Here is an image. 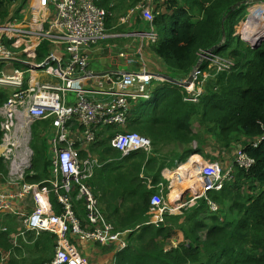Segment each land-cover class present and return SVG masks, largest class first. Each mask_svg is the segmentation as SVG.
I'll return each instance as SVG.
<instances>
[{
	"label": "trees",
	"instance_id": "1",
	"mask_svg": "<svg viewBox=\"0 0 264 264\" xmlns=\"http://www.w3.org/2000/svg\"><path fill=\"white\" fill-rule=\"evenodd\" d=\"M15 1L0 0V23L23 17L28 0L22 3V13L23 9L18 16L10 17L6 8ZM113 1L96 0L98 7L112 12L107 19V31L113 26L115 11L121 13L127 4L124 0ZM132 1L134 7L142 0ZM242 1L154 0L155 18L152 24L146 21V25L158 36L153 51L172 78L183 81L197 71L198 80L208 67L203 63L197 68L201 55L211 50L232 59L234 65L231 70L212 77L201 102L186 101L188 94L184 88L165 81L152 82L150 100L131 101L125 131L150 139L151 153L135 151L123 158L111 146L117 126L100 128L95 143L88 148L92 155L99 156L103 165L88 185L115 231H131L126 235L129 246L118 254L116 264H264V43L257 49H244L245 43L236 35L243 11H240L242 7L234 10L233 7ZM223 40L225 43L220 46ZM47 45L43 43L38 50L39 63L46 57L43 51ZM11 94V90L0 88V108ZM1 139L0 132V142ZM178 144L183 145L182 151L164 152ZM207 146L214 151L234 150V155L242 152L253 161L251 169L246 170L232 159V180L221 191L208 194L220 211L211 212L202 199L191 211L179 216L166 215L162 224L144 225L150 220L153 194L161 185H165L164 193H167L163 171L184 163L191 155L203 161L200 155L204 157ZM80 152L83 158L87 157L84 151ZM37 163L40 154L34 159L31 178L34 183H40L42 175L48 174L44 164L41 167ZM178 173L174 172L175 179ZM7 174V167L0 159V179ZM147 181L153 189L147 187ZM77 194V191L72 193L75 210L84 218V202L76 200ZM51 203L53 212L61 214L62 208L53 195ZM11 220L14 218L10 216L0 220V261L2 252L13 248L8 236L12 232ZM2 226H7L9 231L2 232ZM137 226H140L138 230ZM177 230L184 240L177 248L166 251V241ZM51 239L55 246L53 235ZM45 262L34 259L22 263L12 257L10 264Z\"/></svg>",
	"mask_w": 264,
	"mask_h": 264
},
{
	"label": "built area",
	"instance_id": "2",
	"mask_svg": "<svg viewBox=\"0 0 264 264\" xmlns=\"http://www.w3.org/2000/svg\"><path fill=\"white\" fill-rule=\"evenodd\" d=\"M35 3L33 0L24 17L0 24V87L12 91L0 108V159L8 170L2 178L4 181H0V220L10 216L14 222H20V228L8 235L14 237L15 242L12 250L2 252L0 264H10L12 258L8 262L9 257L22 249L18 241L26 242L28 235L44 233L55 239L53 257L44 264H86L73 244L76 239L100 247L116 246L121 253L128 248L124 236L130 232L115 231L88 185L97 169L103 166L90 157L88 148L95 143L100 128L117 126L119 129L111 146L123 158L135 151L152 152L150 139L126 132L125 128L131 101L150 100L156 77L145 69L116 75L109 90L104 92L112 99L92 101L88 96L99 95L98 89L105 84L92 83L89 51L107 37V19L112 12L98 7L96 0H37V8ZM154 7V0H142L136 10L152 24ZM255 10L253 17L257 19L251 24L256 20L257 25H253L252 32L259 24L264 26V2L256 5ZM145 36L153 42L158 39L153 28ZM241 37L256 45L258 40L264 39V32L253 39L254 42L245 34ZM43 43L50 45L49 54L39 63L36 58ZM201 62H207L220 72L229 71L233 66L231 61L214 53L202 55ZM46 63L48 65L43 67ZM13 66L21 69H10ZM195 84L186 88V101L199 102L203 90ZM69 93L78 97L74 106L68 105ZM50 117H54L55 122L47 169L49 178L34 183L31 178L35 153L31 148L30 130L33 123ZM83 147L86 158L80 152ZM236 162L247 170L253 165L242 152L238 153ZM200 176L206 192L220 190L228 175L221 177L218 165L213 163L201 168ZM147 187L153 189L149 181ZM163 189L162 185L151 198V219L147 225L161 224L165 215L174 214L165 204ZM75 191L78 192L76 200L84 202V218L75 210L72 197ZM52 195L62 208L61 214L53 212ZM207 204L212 212L218 211L213 201L208 200ZM1 231L8 232L9 228L2 226Z\"/></svg>",
	"mask_w": 264,
	"mask_h": 264
},
{
	"label": "crops",
	"instance_id": "3",
	"mask_svg": "<svg viewBox=\"0 0 264 264\" xmlns=\"http://www.w3.org/2000/svg\"><path fill=\"white\" fill-rule=\"evenodd\" d=\"M117 1L118 0H114L113 3H116ZM32 2L33 0H28L27 5L24 8L25 12L27 11V8L31 6L30 4ZM124 2L127 4L122 12L119 13L118 11H115V20L113 26L107 31V37L89 51V71L92 73V83L96 85L97 83L103 82L105 84L102 89H98V93H100L99 95L88 96L92 101L109 102L112 98L104 92L109 90L110 85H112V78L119 74L140 72L145 69L156 77L161 75L169 76L163 61L157 57L153 51L154 43H150V40L145 36V34L150 33V29H148L146 21L142 18L141 13L136 10L140 3L132 7V0H124ZM34 7L37 8L38 4ZM133 11L134 13L131 14ZM25 12L23 13V17L26 14ZM139 20H142L143 22L140 23L138 22ZM115 48L120 49L121 51L115 53ZM122 54H124L125 57H122ZM121 59H124V61L120 62ZM94 62L97 66L96 68L93 67ZM123 65H125V68L129 69L124 70L125 68H121ZM185 80L183 81L185 82ZM160 81L162 80L156 81V83ZM92 88L95 89L96 87L94 88L92 86ZM215 150L214 154L216 160L212 162L219 163L224 168H229L233 163V158L231 156L232 153L222 149ZM83 151L86 153V150ZM232 155H234V153ZM190 160H194L198 163L202 161L200 157H196V159L190 158L189 161ZM185 164H188V162ZM44 171H46V169ZM172 175L173 173H170V176ZM173 193L172 196H174ZM175 199L176 197H173L172 200ZM137 228L138 226L136 229ZM126 235L124 236L125 238ZM27 239L31 242L30 235L27 236ZM126 241L128 242L127 238ZM73 244L78 249L80 257L84 259L86 264H116L119 254L116 246L100 247L96 246L94 243L84 242L80 239H76ZM126 254L128 255L129 252Z\"/></svg>",
	"mask_w": 264,
	"mask_h": 264
},
{
	"label": "rangeland",
	"instance_id": "4",
	"mask_svg": "<svg viewBox=\"0 0 264 264\" xmlns=\"http://www.w3.org/2000/svg\"><path fill=\"white\" fill-rule=\"evenodd\" d=\"M24 1L25 0H17V1H15V4H13V6L10 5V6H8V8H6V9L9 10L8 11L9 14H11L10 17L18 16L19 11L23 9L22 3ZM257 2H264V0H243L240 3L241 6L238 7V8L242 7L240 9V11H243V14L241 15L240 20H239V22L237 24L236 35H239L241 33L245 34V35L248 36V38L251 41H253L252 38L256 39L258 37V35L255 34V33L250 32V27H248L249 30L246 31L247 28L245 29V27H246L247 24L250 25V23L252 22L253 19H257V17L249 18V16H250V12H249L250 5L251 4H256ZM23 11H24V9L20 13H22ZM13 18H15V17H13ZM4 22L5 21H3L2 23H4ZM244 40H246V39H244ZM155 42L150 41V43H155ZM49 47H50V45H47V47H45L44 51H43V53L46 54V57L49 54ZM243 48L244 49L250 48V45L249 44L248 45L245 44L243 46ZM120 51H121L120 49H116L115 48V53H119ZM243 53H246V51L244 50ZM123 61H124V59L120 60V62H123ZM229 61H231L233 63V65H234V61L232 59H229ZM93 67L94 68L97 67L95 62L93 64ZM121 68H125V65L121 66ZM10 69L15 70V69H21V68H19L17 66H13ZM128 69L129 68H125L124 70H128ZM1 70H2V68H1ZM220 73H222V72L216 71V68H214L212 66H208L207 70L204 73V75L202 77L198 78V86H199V88L203 89L205 94H206L207 89L209 88L208 85L211 82V80L213 79L212 77H214V75H218ZM168 77H172V76L169 75ZM0 88L1 89L10 90L7 87H0ZM217 88H219V87H217ZM217 88H213V89H217ZM9 98H10V96H9ZM67 100H68V105L69 106H74L76 104L77 100H78V97L74 93H69L67 95ZM39 122L40 121H37V122L33 123L32 126H31V130H30V135H31V138H32L31 148H32V150L35 153L34 157H33V161L37 157V155L40 154V163H37V164H39L41 167L44 164V166H45V168L47 170L49 168V166H50V164H49V158H50V155H51L50 143H51L52 132H53V129H54L53 125H54V122H55V118L54 117H50L46 121H43L41 123H39ZM195 125L197 126V124H195ZM191 147L194 148L193 145ZM85 149L86 148L83 147V150H85ZM182 150H183V145L182 144H178V145L167 147L164 150V152H166V153H169L171 151L179 152V151H182ZM204 152H205L204 157L202 155H200L202 157V159H203V161L201 163L202 166L205 165V164L213 163L212 161H214V160H211V158H214L216 160V156L214 154V150H213V148L211 146L205 147V151ZM232 154H233V151H232ZM232 154H231V156H232V158H234L235 155L233 157ZM90 157L92 159H96L98 162L102 163L100 158H99V156H97L95 154H93V155L91 154ZM189 159H190V156L185 161V163H187L189 161ZM222 167H220V170H221L222 173H225L226 170H224L225 168L224 167L222 168ZM176 169H177V166H175L173 169H171L169 171V173H171V174L174 173ZM200 170L201 169H197V176L196 177H190L191 174H193V172H192L190 174L188 173L185 176V178H183V177L177 178L176 180H174V183H175V181L178 182L177 185H175V186L173 185L174 174H173V177L170 176L169 173L167 174V177H168L170 182L167 185V187H168L167 193H164L163 197H164V200H165V204L167 205V207L170 210V212L174 213L173 214L174 216L182 215L185 211H191L192 209H194V207H185V205H183L181 203V201H182V198H183L184 195H185L184 196L185 203L193 198V195L190 192L186 193V190L189 187L198 188V184L201 181L200 176H198V174L200 173ZM181 176H183V175H181ZM42 177H43V180H46V179L49 178L47 173H46V175H42ZM0 181H4V180L1 179ZM177 187H179V191L181 190L182 193L179 195L180 192H178V193H176L177 194L176 196L175 195L172 196V193L177 189ZM164 189H165V186H164ZM164 189H163V192H164ZM199 189H200V187H199ZM173 197H178V201L177 202L172 201ZM189 205H190V203H189ZM179 209H180V211H179ZM9 225L12 227V231L13 232H16L20 228V222H18V221L11 222ZM9 238H10V243H11V245L13 247V243L15 242L14 237H9ZM27 240H26L27 244L23 240L18 241V243H20V245L22 246V249L18 253H16L14 256L9 257L8 262L10 261V259L12 257H16L22 263H31L34 259H39L41 261H48V260H50L52 258L53 251H54V242H52L50 234L44 233V234H41L40 236L30 235L31 242H29V240L28 241ZM183 240H184V235L181 233L180 230H177L176 233L174 234V236L171 237V239L166 241L165 250L166 251H170L173 248H177L179 243H181ZM131 255H132V250H131Z\"/></svg>",
	"mask_w": 264,
	"mask_h": 264
},
{
	"label": "clouds",
	"instance_id": "5",
	"mask_svg": "<svg viewBox=\"0 0 264 264\" xmlns=\"http://www.w3.org/2000/svg\"><path fill=\"white\" fill-rule=\"evenodd\" d=\"M263 2H258V3H256V4H251L250 5V10H249V12H250V16H249V18H252L253 17V13H255L257 10H255V6L256 5H259V4H262ZM252 14V15H251ZM263 29L264 30V26H260V27H258V28H256V31L254 32L255 34H258V31L260 30V29ZM240 35V39L245 43V44H249L250 45V48L251 49H254L253 47L255 46V45H251L248 41H245L244 39H242V37H241V35H242V33L241 34H239ZM238 35V36H239ZM157 38H158V36H157ZM262 41H264V39H261ZM264 42H262V44H263ZM261 44V45H262ZM257 45V44H256ZM260 45V46H261ZM260 46H258V47H260ZM257 47V48H258ZM207 53H214V51L213 52H207ZM207 53H204V54H207ZM204 54H202V55H204ZM215 54V53H214ZM201 55V56H202ZM217 55V54H216ZM220 56V55H219ZM225 59V58H224ZM227 60H229V59H227ZM204 62H201V59H200V65H202ZM205 63H207V62H205ZM207 66H209V64L207 63ZM197 72V71H196ZM198 73H196V75H197ZM155 76V75H154ZM156 77V76H155ZM172 78V77H171ZM195 78H196V76H195ZM194 78V80H193V83L195 82L196 84V88L197 87H199L198 86V80H197V78L195 79ZM174 79V78H173ZM156 81H159V80H162V81H160V82H167L164 78H157L156 77V79H155ZM155 80H153V81H155ZM186 82V81H185ZM192 83V84H193ZM191 84V85H192ZM191 85H189V86H191ZM152 86H153V84H152ZM188 86V87H189ZM186 88L187 87H185L184 89H185V91H186ZM151 90H152V87H151ZM151 90H150V92H151ZM203 90V89H202ZM187 92V91H186ZM204 95H205V92H204V90H203V92H202V96L200 97V100H199V102H201V99L204 97ZM151 98H152V93H151ZM233 153H234V151H233ZM239 153V152H238ZM238 153L237 154H235V157H234V155H233V159H235L234 160V164L235 165H238L237 164V162H236V157H237V155H238ZM245 154V153H244ZM194 155H200V154H194ZM246 155V154H245ZM193 156V155H192ZM192 156H190V157H192ZM201 163H202V161L201 162H199V163H197V164H195V168L196 169H201V168H204L207 164H205V165H201ZM213 163H216V162H213ZM213 163H209V165L210 164H213ZM183 164H185V162L184 163H181V165H183ZM217 165H218V167H219V171H220V175H221V177H224V176H226V175H228L227 177H226V179L224 180V182H223V185H222V188L220 189V190H211V191H204V189H203V185H202V183H201V181H200V183L198 184V188L197 189H195V188H193V187H189L187 190H186V193L187 192H190L192 195H193V198L192 199H190L189 201H187L186 203H187V207H195V206H197L198 205V202L200 201V200H205L206 202L208 201V200H211L209 197H208V194L210 193V192H212V191H216V192H219V191H221L223 188H224V185H225V183H227V182H229V181H231L232 180V178H233V165L234 164H231V166L229 167V168H225L224 170H226V172L225 173H222L221 172V170H220V167H222L219 163H216ZM180 164L179 165H177V168L178 167H180L181 166ZM241 167V166H240ZM223 168V167H222ZM243 168V167H242ZM173 169V168H172ZM251 169V168H250ZM250 169H248V170H250ZM171 169H167V170H165V171H163V177H164V179H165V181L167 182V183H169L170 181H169V179H168V177H167V174L169 173V171H170ZM247 170V169H246ZM229 171H231V174L229 175L228 174V172ZM199 176H200V173L198 174ZM202 177L200 176V179H201ZM162 186V185H161ZM161 186L159 187V191H160V189H161ZM163 186H165V185H163ZM199 187H200V189H199ZM158 191V192H159ZM182 193V192H181ZM185 193V194H186ZM185 196V195H184ZM184 196H183V198H182V201H183V204H185V199H184ZM194 200V202L193 203H191V201H193ZM151 201V200H150ZM211 201H213V200H211ZM214 202V201H213ZM189 203H190V205H189ZM215 203V202H214ZM215 204H217V203H215ZM208 205V204H207ZM218 205V204H217ZM218 211L217 212H219L220 211V207H219V205H218ZM210 209V208H209ZM211 211V210H210ZM212 212V211H211ZM217 212H213V213H217ZM150 215V214H149ZM166 216V215H165ZM170 216H174V215H170ZM177 216H179V215H177ZM150 219H151V215H150ZM150 220H148L146 223H148ZM165 221V220H164ZM144 224V225H147V224ZM164 223V222H163ZM162 224V223H161ZM150 225H157V224H150ZM139 228H140V226H139ZM138 228V229H139ZM20 250H18L17 251V253L19 252Z\"/></svg>",
	"mask_w": 264,
	"mask_h": 264
},
{
	"label": "bare ground",
	"instance_id": "6",
	"mask_svg": "<svg viewBox=\"0 0 264 264\" xmlns=\"http://www.w3.org/2000/svg\"><path fill=\"white\" fill-rule=\"evenodd\" d=\"M260 11H262V8H261V10ZM253 15H254V13H253ZM248 23V22H247ZM256 26L257 25V21L256 20H254L253 21V23L251 24L250 23V25L249 24H247L246 25V27H245V29H246V31H248L249 29H248V27H250V32H252L253 30H254V26ZM261 26V24H259L258 25V27H260ZM257 27V28H258ZM252 33H254V32H252ZM255 35V34H254ZM246 39V38H245ZM252 40H253V38H252ZM192 158H194V159H196V157L195 156H192L191 157V159ZM195 163L197 164L198 162H195L194 160H190V161H188V164H183V165H181L179 168H177L175 171H178L179 173H178V175H177V178H181V177H183V178H185V176L189 173H192L193 172V174H191V176L190 177H196L197 176V169H195ZM190 164V165H189ZM179 169V170H178ZM174 174V173H173ZM181 175H183V176H181ZM199 176V175H198ZM172 177H173V175H172ZM189 177V178H190ZM176 178V179H177ZM175 178H173V185L175 186V185H177V181H175V183H174V180H176ZM200 183V182H199ZM188 186V185H187ZM174 188V187H173ZM172 188V189H173ZM181 188V187H180ZM195 189H197V188H195ZM178 192H180L179 194H181V190L179 191V187H177V189L174 191V193H173V195H177L176 193H178ZM172 201H174V202H177L178 201V198L176 197V199L175 200H172ZM28 241V240H27ZM22 247V246H21Z\"/></svg>",
	"mask_w": 264,
	"mask_h": 264
},
{
	"label": "water",
	"instance_id": "7",
	"mask_svg": "<svg viewBox=\"0 0 264 264\" xmlns=\"http://www.w3.org/2000/svg\"><path fill=\"white\" fill-rule=\"evenodd\" d=\"M258 3V2H257ZM241 6V4L239 3V4H237L235 7H233V10L234 9H236V8H238V7H240ZM264 32V30L261 28L259 31H258V35H260L261 33H263ZM262 40L260 39V40H258V44L257 45H255L253 48L254 49H257V47L258 46H260L261 44H262ZM223 43H225L224 42V40H223V42L221 43V45L220 46H222V44ZM214 50H211L210 52H213ZM48 65V63H46L43 67H46ZM200 67V61H199V64H198V67L197 68H199ZM196 71H193L192 72V74L188 77V79H187V81L186 82H181V81H178V80H175V79H173V78H171V77H168V76H165V75H161V76H158L157 78H164L167 82H169V83H173V84H175V85H178L179 87H182V88H185V87H188L189 85H191L192 83H193V80H194V78H195V76H196Z\"/></svg>",
	"mask_w": 264,
	"mask_h": 264
}]
</instances>
